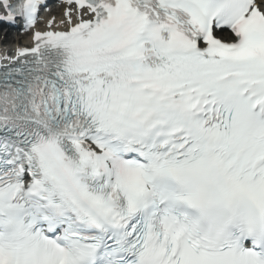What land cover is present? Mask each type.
<instances>
[{"label":"snow or ice","instance_id":"snow-or-ice-1","mask_svg":"<svg viewBox=\"0 0 264 264\" xmlns=\"http://www.w3.org/2000/svg\"><path fill=\"white\" fill-rule=\"evenodd\" d=\"M59 3L0 0V264H264V0Z\"/></svg>","mask_w":264,"mask_h":264},{"label":"bare ground","instance_id":"bare-ground-1","mask_svg":"<svg viewBox=\"0 0 264 264\" xmlns=\"http://www.w3.org/2000/svg\"><path fill=\"white\" fill-rule=\"evenodd\" d=\"M52 15H59L58 13H57V10H54V11H52V13H51ZM26 36H24V37H21L20 39L21 40H27L26 38H25ZM17 43V40L16 39H13V42H12V44H16ZM6 49V47H4V48H2V49H0L1 51H3V50H5Z\"/></svg>","mask_w":264,"mask_h":264},{"label":"rangeland","instance_id":"rangeland-1","mask_svg":"<svg viewBox=\"0 0 264 264\" xmlns=\"http://www.w3.org/2000/svg\"><path fill=\"white\" fill-rule=\"evenodd\" d=\"M1 38H2V37L0 36V41H1Z\"/></svg>","mask_w":264,"mask_h":264}]
</instances>
